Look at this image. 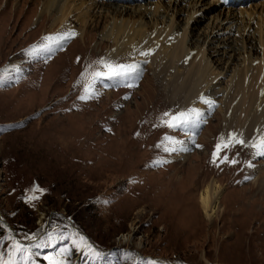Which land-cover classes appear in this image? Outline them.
I'll return each instance as SVG.
<instances>
[{"label":"rangeland","instance_id":"1","mask_svg":"<svg viewBox=\"0 0 264 264\" xmlns=\"http://www.w3.org/2000/svg\"><path fill=\"white\" fill-rule=\"evenodd\" d=\"M58 1L74 12L55 23L58 14H48L44 0H0L2 259L15 264H51L45 257L58 264H264V157L250 146L259 140L244 147L233 143L220 153L239 163H213L216 145L231 138L222 133L221 120L230 77L242 73L245 59L254 66L263 56L261 1L210 6L214 1L191 0L189 8L170 0L132 5L153 4L152 13L154 4L162 3L157 23L154 13L141 20L114 16L102 6L86 17L83 12L94 0ZM249 2H256L247 9L251 17H243L236 8ZM193 12H198L195 22L191 25L192 18L186 25ZM172 20L179 34L187 27L199 40L185 51L189 65L198 49L209 47L212 104L173 106L154 73L168 58L160 41L148 43L146 58V51L123 53L126 48L120 51L115 37L107 36L127 23L142 30L147 21L152 24L148 39L151 33L161 38ZM48 36L67 39L58 45ZM46 43L50 46L43 48ZM102 60L137 65L136 86H112L107 76L82 75L86 69L104 71ZM86 84L92 95L81 100ZM193 109L199 116L183 128L163 123L165 112ZM211 180L224 190L208 219L199 195ZM83 236L89 243L77 257ZM16 241L27 251L14 253Z\"/></svg>","mask_w":264,"mask_h":264},{"label":"bare ground","instance_id":"2","mask_svg":"<svg viewBox=\"0 0 264 264\" xmlns=\"http://www.w3.org/2000/svg\"><path fill=\"white\" fill-rule=\"evenodd\" d=\"M44 1H46L44 3V6H45V9L49 12L48 14H51L54 11L58 14L55 17V23H58L59 21L64 22V20H66V18H67V15L69 13L72 14L74 12L71 10V12L68 13V10L70 8H68L66 6V3H64V2H62V3H64V4H62L58 0H44ZM126 1H129V0L120 1V3H117V1L103 2L102 0H94L93 3L89 4L90 9L88 8L89 9L88 11L83 12L84 13L83 15H85L86 17L91 16V14H92L90 12L91 8H96L97 6H100V7L102 6L103 8H106V10L109 13L114 14V16H119V15H121V16L128 15V16H132V17L138 16L141 20H144L143 18L151 13V6H153V4L152 5H144L143 7L142 6L135 7L132 5L148 4L149 2H157L160 0H155V1L145 0L142 3L141 2H133V4H129ZM190 1L191 0H188L186 4L182 5L181 4L182 0H172V1L170 0V2H172V3H179L182 7H187V8H189V2ZM201 1H205V0H201ZM210 1H214L213 4L210 6H213L214 4L216 5L219 3L220 4L223 3L222 1L220 2L219 0H210ZM259 1H261V5L264 6V0H259ZM259 1H256V2H259ZM256 2H249V3L245 4L244 6H239L236 9L241 10V14H243V17H244V15H246V17L248 15L250 16V13H249V11H247V9L253 8L252 5ZM83 4H86L85 1L82 2V4H81L82 7H83ZM121 4H124V5H121ZM161 4L162 3H160V2L158 4L157 3L154 4L155 10H154V12H152L156 16V18H154L152 15V18H154V23H157L159 20L158 17L162 16V14H161L162 12H160V10L163 8V5H161ZM79 8H80V6H79ZM227 8L233 9L234 7H227ZM263 11L264 10H262L263 18L261 19V21H262L261 25H260L261 28L264 25V13H263ZM198 12H196L195 14L193 12L194 16H192V13L188 15V20L186 21V25H188L189 20L192 18H193V21L191 22V25H192V23L195 22L196 18H194V17ZM187 14H188V12H187ZM92 16H94V15L92 14ZM257 18H258V15H257ZM159 22L161 24L163 23L162 21H159ZM143 23H144L143 26L145 29L143 28L142 30L133 29V28H131V26L128 25V23L118 25L116 28H113L107 36L108 37L114 36L115 40H116L115 43L117 44V46H120L118 49H120V51H121L124 49L122 47L126 48V50L123 52L125 54H127V53L133 54V52L135 54H136V52H145L146 50L149 49L148 48L149 44L151 45L153 42L156 43V42L160 41L159 42L160 43V49L163 52L165 51L166 54H164V55H166V57H168V58H167V61L162 63V65L159 64V66H160L159 68L157 65L158 69L155 70L154 73H156L155 75L157 76V79L159 81L158 83L162 86V89H165L166 93H168V96H170V99L172 100L171 102L173 103V106H174V104H177L178 106H180L182 108H184L185 106L192 107V106H194V104L196 105L195 102H201L202 103V102H205V99L212 104V102L214 101V97H215L216 92H210L213 89L212 86H214V84H213L214 78H212V73H211V68L213 66V63H212L211 59H209L206 56V52L209 51V49H208L209 47H206L207 48L206 50L204 47H203V49H198L199 51H201V53L197 54L196 57L194 58V60L192 61L191 65H189L187 60H186V58L188 57L187 56L188 54L186 55L185 51H188L190 47L192 48L191 45H194L199 41V40L196 41V39H194V35L192 34V31L188 32V30H187L188 28L185 27V29L183 31V35L181 33L179 34L178 33V24H176L174 26L175 21L172 20L173 24L171 23V25H169L170 27L165 32L164 37L161 36V38H160L159 34L154 35L153 33H151L152 39H148L149 38L148 34L150 33L149 32L150 30H148V32H146V29L149 25H150L149 28L151 29L152 24H149L147 21H143ZM192 28H193V26H192ZM262 32L263 31L261 29L260 30V35H261L260 40H262V38L264 39V37L261 34ZM135 34H138L140 39L135 38L136 37ZM112 39H113V37H112ZM122 39L124 41H121ZM145 40H146V42H145ZM207 42H208V40H207ZM260 42H261V45L264 46V41H260ZM131 44L132 45L137 44V45L131 46ZM253 46H254V44L251 47H253ZM155 50H157V49H155ZM263 50H264V47H263ZM115 51H117V50H115ZM158 51H159V49H158ZM146 52H148V51H146ZM191 52H193V51H191ZM216 52H219V51H216ZM159 55H160V53H159ZM208 56H209V54H208ZM140 57H142V56H140ZM146 58H148V56H146ZM141 60H144V59H141ZM257 60H258L257 64L253 66L252 60L245 59V62L243 63L242 73H240L239 75L237 73L232 74L230 77L231 81L229 83V87L226 89L227 93H226L225 97L227 99H225L224 104L220 100V102H222V106H223V108L221 107L223 109V110L221 109L223 112L222 117H221L222 124H223V128H222L223 132L222 133L226 137L231 136L232 134H235L236 138L243 139L246 143H248L249 141L251 142V141L256 140V139L259 140L261 136H264V51H263L262 58L261 59L258 58ZM190 62H191V60H190ZM156 63H158V62H156ZM194 63H196V65ZM11 66H12V68L16 69L15 63H13ZM220 73L222 74V72H220ZM221 74H220V77H221ZM155 75H153V76H155ZM245 76H247L249 78V82H247V83L243 82ZM215 79H217V78H215ZM218 88H220V87H218ZM219 91H220V89H219ZM206 93H209V96H206ZM205 96H206V98H205ZM225 108H228V109L226 110ZM251 144H250V146H252ZM263 185H264V183H263ZM223 190L224 189H223L222 185L218 184L214 180H211L205 186V188L201 191V193L199 195V202H200L202 210L204 211V213L208 219H211L215 215V213L217 211L219 198H220V195H221ZM83 239H84V245L80 246V250H78V253L75 255L77 257L81 256L80 252L84 250L83 247L89 243V239H87L84 236H83Z\"/></svg>","mask_w":264,"mask_h":264},{"label":"snow or ice","instance_id":"3","mask_svg":"<svg viewBox=\"0 0 264 264\" xmlns=\"http://www.w3.org/2000/svg\"><path fill=\"white\" fill-rule=\"evenodd\" d=\"M70 35L74 36L76 35V33L73 32V33H70ZM45 39L49 41L50 43H56L59 45L61 41L64 39H67V37L59 36V37L54 38L52 36H48ZM50 43H46L45 45H43V48H48L50 46ZM142 54L147 56L149 53L145 52ZM100 63L103 69H105L104 71L97 70L95 72L89 73L88 69H86L85 73H82V75H84L85 77H87V75H92L93 79H97V78L104 77V76H107L109 78L129 77L133 73H136L138 70V66L135 64H122V63L113 64L111 62H107L103 60L100 61ZM88 67L91 68L92 66L89 65ZM127 86L134 87L136 85L134 83H130ZM84 92L85 94L81 95L79 99L81 100L90 99L92 95L91 86L86 84L84 88ZM205 103H208V101L205 100ZM163 116L166 118L163 120V123L166 124L168 127L183 128V126L192 123L194 119L199 116V113L195 109H193L190 112L181 111L177 114H170L168 112H165ZM233 143L244 145L245 141L243 139H237L235 134H232L231 138L227 141L221 140V142L216 145V151L213 153V163H216L217 159H219L221 163H224V162H230L232 164L239 163V161L235 159H232L229 161L227 155H224L223 157L220 156V153L224 149L230 148L233 145ZM197 147H199V145H197ZM252 147L257 149V153H256L257 155L264 157V136H261L259 139V143L253 144ZM172 150L175 151L176 149L173 148ZM37 198L38 197L36 196L32 197L33 200ZM13 249H14V253L27 251V249L24 248L18 241L14 243ZM2 256L3 254L0 253V264H15V261L13 259L10 258V259L5 260V259H2ZM45 259L51 260V264H58L57 261L52 260L50 257H45ZM152 264H156V262L153 261Z\"/></svg>","mask_w":264,"mask_h":264}]
</instances>
